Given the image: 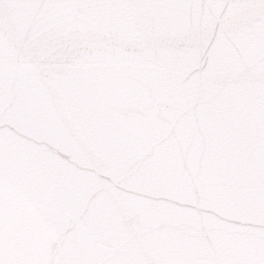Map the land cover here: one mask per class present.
<instances>
[{
    "label": "snow or ice",
    "instance_id": "snow-or-ice-1",
    "mask_svg": "<svg viewBox=\"0 0 264 264\" xmlns=\"http://www.w3.org/2000/svg\"><path fill=\"white\" fill-rule=\"evenodd\" d=\"M0 264H264V0H0Z\"/></svg>",
    "mask_w": 264,
    "mask_h": 264
}]
</instances>
